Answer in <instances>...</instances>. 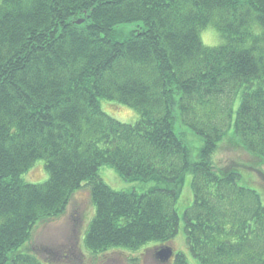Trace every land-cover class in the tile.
I'll use <instances>...</instances> for the list:
<instances>
[{
	"label": "trees",
	"instance_id": "obj_1",
	"mask_svg": "<svg viewBox=\"0 0 264 264\" xmlns=\"http://www.w3.org/2000/svg\"><path fill=\"white\" fill-rule=\"evenodd\" d=\"M254 178L264 196V0H0V264H58L34 235L80 191L82 258L264 264Z\"/></svg>",
	"mask_w": 264,
	"mask_h": 264
},
{
	"label": "rangeland",
	"instance_id": "obj_2",
	"mask_svg": "<svg viewBox=\"0 0 264 264\" xmlns=\"http://www.w3.org/2000/svg\"><path fill=\"white\" fill-rule=\"evenodd\" d=\"M258 31V30H256ZM200 39L203 45L208 47L218 46L220 42V38L218 37L217 33L213 29H204L200 32ZM104 106V103H103ZM126 107V106H124ZM107 116L113 118L114 120L121 122V123H131L133 122L136 117H138L137 112L131 108H120V107H113L107 108V111L102 110ZM230 151L225 152L224 154H220L219 156L221 159H225L226 163L229 162V158L232 156ZM234 155V154H233ZM224 162V161H223ZM35 163H39L37 167L32 169L29 172L28 176H24L26 182L30 183H41L46 180V173L44 172L42 162L37 161ZM105 167V166H103ZM114 169L112 168H102L100 169L102 179L105 182L113 181L114 177ZM29 180H28V179ZM254 185L252 189H254L259 196H261V200L264 202V196L262 194V190H258L257 178L253 179ZM241 183V182H240ZM117 186H112L114 190L120 189V184L117 183ZM247 187H250L246 184L241 183ZM89 199L87 194L84 191H80L77 193L68 205L65 214L57 220L56 222L49 223L48 225L41 227L34 235V244L35 250H38L40 254H45V256L50 257L51 263H61L62 256L66 254L65 261L72 262L74 264H135L128 262L131 256L140 257V264H163L158 262L157 258H154V255L160 250L159 248H154V244H146L141 249L128 252V253H119V252H112L111 255L105 257V259L101 260L99 257L93 256H86L82 258L79 256L75 246H78L79 240L82 237L83 229L87 224V219L89 215L91 217V208L88 207ZM84 235V233H83ZM83 240V237H82ZM175 246V248H174ZM182 247V246H181ZM178 244L172 245L174 251H183ZM33 249V248H32ZM176 249V250H175ZM49 252L51 253L49 256ZM186 252V251H183ZM52 254L53 256L52 258ZM139 255V256H138ZM142 255V256H140ZM60 258V259H59ZM166 262H164L165 264ZM167 264H172V260L168 261Z\"/></svg>",
	"mask_w": 264,
	"mask_h": 264
},
{
	"label": "water",
	"instance_id": "obj_3",
	"mask_svg": "<svg viewBox=\"0 0 264 264\" xmlns=\"http://www.w3.org/2000/svg\"><path fill=\"white\" fill-rule=\"evenodd\" d=\"M51 253L49 252V256ZM173 255V251L170 247H164V248H161L157 254L155 255V257L160 261V262H167ZM53 256H55L54 254H52V258ZM43 257L44 258H47V256H45V254H43ZM50 259V257H49Z\"/></svg>",
	"mask_w": 264,
	"mask_h": 264
}]
</instances>
